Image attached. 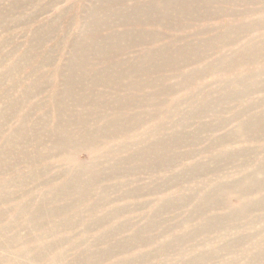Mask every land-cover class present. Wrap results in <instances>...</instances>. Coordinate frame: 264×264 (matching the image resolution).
I'll return each instance as SVG.
<instances>
[{
  "label": "bare ground",
  "instance_id": "6f19581e",
  "mask_svg": "<svg viewBox=\"0 0 264 264\" xmlns=\"http://www.w3.org/2000/svg\"><path fill=\"white\" fill-rule=\"evenodd\" d=\"M36 1L0 6V32L55 2L28 14ZM76 6L23 43L0 42V264H223L225 254L228 264H264V96L253 100L264 95V0H86L80 15ZM201 23L190 40L161 42L160 29ZM211 75L223 80L207 89ZM223 111L237 125L198 160L194 145L223 130ZM246 142L251 150L234 148ZM235 164L234 176L220 174ZM142 174L153 186L137 183ZM153 194L147 213L137 199ZM190 205L184 220L166 218ZM130 209L146 222L112 225Z\"/></svg>",
  "mask_w": 264,
  "mask_h": 264
},
{
  "label": "rangeland",
  "instance_id": "374dc122",
  "mask_svg": "<svg viewBox=\"0 0 264 264\" xmlns=\"http://www.w3.org/2000/svg\"><path fill=\"white\" fill-rule=\"evenodd\" d=\"M12 0H1L0 1V6L2 7H8L10 5ZM49 0H37L36 3H35V8H30L28 10V14H34L32 13L33 11L36 10V8H40V7H43L45 6L47 3H48ZM86 0H55V2L51 5V7L48 9V10H44V11H41L39 12V14L36 15H31V16H34L32 21L27 24V25H18V24H15V23H10L8 24L5 28V30H3L2 32H0V42H4V41H16V42H19V43H23L25 41L26 38L30 37L37 29H39V27L42 26V23L45 21L47 22L48 20H52V19H55L57 16H59L60 14H62L61 12L64 10V9H67L73 2H76L77 3V6H76V10H75V13L77 15H80L83 11V6H84V2ZM129 6V5H127ZM224 18L223 17H219L217 19H214L212 20V22H210V24L212 26H216L217 23H220ZM71 21V19H69L68 17L66 18H63L59 21V23L61 24H66V23H69ZM205 28L206 25L204 23H201V24H195L193 25L192 28H186L184 30H169L167 28H164V29H160V31L162 32L161 33V36H162V43H167V41H169L170 39H173V38H179V39H192L194 37V35L196 34V32H198L201 28ZM76 28V27H75ZM148 28V27H146ZM129 29H133V28H129ZM123 28H117V31L120 32L122 31ZM76 31V29H75ZM75 31L73 30L72 33L75 34ZM215 31H212L210 32L208 35H213ZM109 31H104V34H108ZM54 37H56V35H54ZM165 37V39H164ZM207 36L206 35H202V39L203 38H206ZM55 44L53 43H50L48 44V47H52L54 46ZM7 47V50H9V47ZM233 50H236L237 47L236 46H232ZM136 51V53H135ZM55 57L58 58V53H59V50L57 49V47L55 46ZM140 50L138 49H135L134 52L132 51L130 53V55L132 56V58H135V57H138V55L140 54ZM57 64L60 65L62 63V60H60V57L56 60ZM51 69L49 68H44V70H42L44 73H47V72H50ZM29 72H31V70H27L26 73L29 74ZM263 79H264V76H263ZM223 79L217 77L216 75H211V76H208L206 78V87L207 89L208 88H215L218 86V84L222 81ZM188 89H184L183 92L187 91ZM12 95H14L15 93L14 92H10ZM47 95V98L45 96V99L44 102L47 103L48 102V94ZM263 93L262 94H254V97H253V100L254 101H258V100H261L263 98ZM202 97V94L199 93L197 91V98L200 99ZM187 106V105H186ZM239 109V108H238ZM237 109V110H238ZM39 112H37L36 114H38ZM222 115L223 116H226L227 118V121L224 125V127L222 128L223 130L217 132L214 134L213 137H202L193 147V149L198 153V156H197V159L200 160L203 158V156L201 155V153L203 152H206L207 151V148L209 147L210 145V142L211 140L214 138V137H217L219 136L220 134L226 132V131H231L235 128V126L237 125L238 123V119L233 117V113L230 112V111H223L222 112ZM204 121H211L213 120L214 118L213 117H205L203 118ZM15 125V123H14ZM169 127H172V125H168V128ZM188 131L189 132H195L196 129H197V123H191L188 125L187 127ZM43 144L45 147L49 148L51 146V139L48 138V137H45L44 138V141H43ZM262 147H264V144L262 145ZM234 148H246V149H249L251 150L253 148L252 144L251 143H238V144H235L234 145ZM30 151L33 152L34 151V148L33 147H30ZM180 151H182V154H186L188 153L190 150L187 149V148H182ZM207 156V155H206ZM255 157L256 155H251L248 159V163L250 164L249 168L252 169L254 167V164H255ZM75 158L78 159L79 161H83V160H86V155L84 153H79V154H76L75 155ZM205 158V156H204ZM239 166V164H235V165H223L221 167V170H220V174L221 175H224L226 177H231V176H234L236 172V169ZM25 168V165L21 164L19 165L16 169H24ZM9 173V172H8ZM4 174V173H3ZM7 174V173H5ZM11 174V173H10ZM14 173H12L10 175V177H13ZM237 176V174H236ZM136 179V178H135ZM137 183L140 185V186H153V183H152V180L151 179H147V176L145 174H142L140 178H137ZM188 183H184L183 184V190L186 192L188 190ZM175 188L171 187L169 188V193L172 192ZM161 197L160 194H153V195H145V196H141L139 199H137V202H139L140 204H143L144 206V209H145V212L147 213H150V207H149V204L151 203V205L156 202L159 198ZM229 200V199H228ZM233 201V202H231ZM229 202L231 203L232 206H237V201H235L234 199H230ZM126 205V202L124 201H120L118 203V206L119 207H123ZM192 209V205H190L188 208L186 209H181V210H178V211H175L173 213H171L170 215H167L166 218L168 220H170L171 222H178V221H182L186 218V215L187 213ZM221 212V210H220ZM103 213H100L99 216H102ZM130 223L132 226H137V225H143L146 220L144 219L143 215L140 213V212H131V209L129 212L127 213H124V214H121L120 216H118L117 218L113 219L111 221L112 225L114 224H118V223ZM191 226L189 225H186L182 230L181 232L185 233L187 232V230L190 228ZM78 229V233H81L84 228L83 227H79L77 228ZM132 232H130L129 230L126 231L125 233H123L122 235H118L119 238L121 237H125V236H129ZM211 240L213 241L214 240V236L211 237ZM91 243V237L89 239H87L86 241H84V246L78 248V249H81V248H85V246H89V244ZM214 244V243H213ZM196 244H194L195 246ZM215 247H218L220 246V243H216L214 244ZM78 249H74L70 254H69V257L67 258V260H71L74 258V256H76V252ZM98 249H101V250H104L105 248L103 246H98ZM6 252H4L3 250L0 249V256H6ZM224 259L226 260L225 263L223 264H228L231 260V257L230 255L228 254H225V257ZM248 261L247 258H244V259H241L239 261L240 264H246ZM29 264H36L34 263V261L32 260V258L30 260L27 261ZM69 263V262H68ZM68 263H64V264H68ZM42 264H56V261H54V259L52 257H48L46 258V260L42 263ZM157 264H161V262H158ZM162 264H165V263H162ZM166 264H174V263H171V262H168ZM218 264H222V263H218Z\"/></svg>",
  "mask_w": 264,
  "mask_h": 264
}]
</instances>
